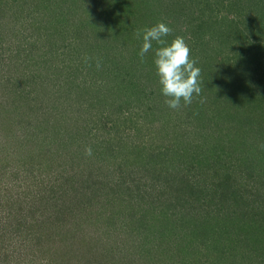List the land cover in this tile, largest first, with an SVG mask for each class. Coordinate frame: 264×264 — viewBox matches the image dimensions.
<instances>
[{
  "label": "rangeland",
  "instance_id": "374dc122",
  "mask_svg": "<svg viewBox=\"0 0 264 264\" xmlns=\"http://www.w3.org/2000/svg\"><path fill=\"white\" fill-rule=\"evenodd\" d=\"M157 22L201 69L175 110ZM261 145L264 0H0V264H264Z\"/></svg>",
  "mask_w": 264,
  "mask_h": 264
},
{
  "label": "clouds",
  "instance_id": "9594fccd",
  "mask_svg": "<svg viewBox=\"0 0 264 264\" xmlns=\"http://www.w3.org/2000/svg\"><path fill=\"white\" fill-rule=\"evenodd\" d=\"M172 29L163 22H157L150 27L139 28L135 31L137 39L142 40L139 51L141 61L153 49V42L157 45L154 51V66L158 76L160 90L165 99V104L171 109H179L182 105L192 103L193 96L199 95L201 89V69L196 66L198 61L191 58V49L182 36H175L169 43L164 37L170 35ZM85 63L92 59L85 56ZM101 67L99 59L96 68ZM264 148V145H261ZM85 154L92 155L90 146L85 148Z\"/></svg>",
  "mask_w": 264,
  "mask_h": 264
},
{
  "label": "trees",
  "instance_id": "16d2710c",
  "mask_svg": "<svg viewBox=\"0 0 264 264\" xmlns=\"http://www.w3.org/2000/svg\"><path fill=\"white\" fill-rule=\"evenodd\" d=\"M240 232H241V230H240ZM262 240V239H261ZM261 240H259L260 241V246H261V250H264V241L262 242Z\"/></svg>",
  "mask_w": 264,
  "mask_h": 264
}]
</instances>
